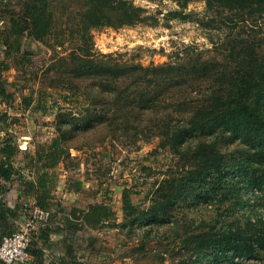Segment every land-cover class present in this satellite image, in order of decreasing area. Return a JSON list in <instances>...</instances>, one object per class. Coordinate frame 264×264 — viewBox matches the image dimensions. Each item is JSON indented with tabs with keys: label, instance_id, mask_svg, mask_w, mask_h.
I'll use <instances>...</instances> for the list:
<instances>
[{
	"label": "rangeland",
	"instance_id": "obj_1",
	"mask_svg": "<svg viewBox=\"0 0 264 264\" xmlns=\"http://www.w3.org/2000/svg\"><path fill=\"white\" fill-rule=\"evenodd\" d=\"M128 1L144 9L142 20L90 29L83 18L89 0H49L51 32L38 40L29 26L28 9L34 0H0V59L11 63L2 73L6 94L0 95V137L7 134L19 145L15 161L20 168L37 144L62 134L70 155L56 171L59 184L75 193H55L56 201L70 208L73 202L104 200L117 212L118 218L102 228L76 234L74 251L82 264H264V248L252 258L232 261L233 251L227 259L204 237L211 226L225 227L230 207V219L240 226L264 223V133L231 123L188 132L181 142L185 148L203 140L218 142L234 179L222 189L211 178L170 186L167 181L184 173L183 150L173 149L170 138L156 130L159 108L146 105L147 97L158 94V86L148 80L155 83L159 77L151 68L132 70L157 65L166 79L168 72L174 73L167 65L183 63L194 47L207 58L216 55L229 40L228 28L202 24L210 15L202 0L186 7L177 0ZM172 11L191 17L175 18ZM14 25L23 29L21 35H13ZM259 30L257 35L264 38V25ZM85 54L96 64L84 67ZM114 63L125 68L121 76L107 72ZM175 87L166 85L171 95ZM198 90L194 86L192 95ZM159 98L156 103L161 105ZM173 98L163 103L174 106ZM168 112L172 126L186 114ZM124 187L139 210L135 221L123 220ZM167 193L174 203L165 207ZM31 200L22 199L27 218L32 217ZM24 222L20 219L18 227ZM42 222L34 221L32 236ZM91 237L95 241L88 242Z\"/></svg>",
	"mask_w": 264,
	"mask_h": 264
},
{
	"label": "trees",
	"instance_id": "obj_2",
	"mask_svg": "<svg viewBox=\"0 0 264 264\" xmlns=\"http://www.w3.org/2000/svg\"><path fill=\"white\" fill-rule=\"evenodd\" d=\"M177 1L182 7H186L196 0ZM202 1L206 2L210 14L202 24L207 28L229 30L226 35L229 40L224 41L217 48L219 52L216 55L207 58L205 51L194 47L192 54L183 63L176 66L170 63L167 65L165 69L174 73L168 72L166 79L162 72H157L160 69L157 65L148 67L138 65L132 70L151 68L153 74L159 77L155 83L153 80H148L158 86V94L147 97L146 105L152 110L159 108L157 114L158 117L161 115V120L156 130L167 139L170 138L173 149L183 150L181 156L186 160L183 165L184 173L180 179L174 178L167 183L174 186L175 182L179 181L182 186H190L191 182L198 181L199 178H211L217 183V188L222 189L234 178L230 175L232 171L227 167L226 157L220 150L218 142L203 140L187 148L183 147L181 142L188 132L227 123H231L230 125L234 127L244 126L257 133H264V38L257 35L264 25V0ZM89 2L83 9V18L90 29L131 24L144 18V9L128 0H89ZM48 6L49 0H34L28 9L29 26L32 35L38 40H44L51 32L54 16ZM170 14L175 18L191 17L183 11H172ZM12 29L15 36L23 32V29L17 25ZM83 57L84 67L96 64L90 58V54H85ZM10 68V61L0 59V95L6 94V79L3 78L2 73ZM126 69L131 71V68ZM107 70L110 74L121 76L125 68L119 63H114L108 66ZM172 83H175L173 92L176 94L171 95L166 85ZM159 85L164 88L163 92ZM194 86L200 88L195 96L192 95ZM157 95L158 98L160 95L161 105L156 103ZM171 97L177 98L173 100L174 106H171L170 102L163 103ZM168 111H184L186 114L180 115L181 121H177L172 126V118ZM63 140L62 134H58L49 143L37 144L34 154H26L29 159L26 165L19 168L16 167L15 161L21 152L19 145L7 134L0 137V244L4 236L22 228V226L18 227V223L23 216V197H33L34 206L51 211L49 219L42 222L35 230V235H31V243L28 247L29 259L19 264H44L45 249L52 243L51 234L56 230L65 232L66 243L64 256L61 257L60 262L54 264H82L75 256L76 234L86 228L98 230L118 218L112 205L104 200L91 202L84 209L73 205L68 208L56 201L55 191L60 181L56 168L64 162L63 159L67 155H70V148ZM27 169L29 173L25 174L23 170ZM13 180L19 181L21 200L11 207L6 202L9 187H6L5 182L12 183ZM184 181L189 183H183ZM68 189L73 190L70 186ZM121 194L123 220H137L139 210L132 202L129 188L124 187ZM164 197L167 200L165 207L172 206L174 196L167 193ZM232 211L230 207L229 213L224 216L227 220L224 228L217 230L211 226V231L204 237H209V245L218 248L227 259L230 258L228 252L232 251L233 255L230 258L232 261L236 257L252 258L258 249L264 248V223L250 222L249 225L240 226L230 219ZM59 214L62 223L60 226L55 225ZM155 216L159 215L155 213ZM258 227L260 229L257 230ZM95 239L96 237H91L88 242H93ZM0 264H4L2 259Z\"/></svg>",
	"mask_w": 264,
	"mask_h": 264
},
{
	"label": "built area",
	"instance_id": "obj_3",
	"mask_svg": "<svg viewBox=\"0 0 264 264\" xmlns=\"http://www.w3.org/2000/svg\"><path fill=\"white\" fill-rule=\"evenodd\" d=\"M30 212L31 218H27L26 214L21 217L25 221V226L3 237L0 244V259L4 264H18L29 259L28 247L31 243V231L35 226L34 221L38 219L47 221L51 214L50 210H42L36 206H33Z\"/></svg>",
	"mask_w": 264,
	"mask_h": 264
},
{
	"label": "crops",
	"instance_id": "obj_4",
	"mask_svg": "<svg viewBox=\"0 0 264 264\" xmlns=\"http://www.w3.org/2000/svg\"><path fill=\"white\" fill-rule=\"evenodd\" d=\"M25 172V174L29 173V169L27 170H23ZM6 187H9V195L7 197V204L10 205L11 207H14L16 205L17 202H19L21 200V198H19V194H20V184L19 181L17 182V180H13L12 183H6ZM59 186L57 187L55 193L59 194L60 192L64 195L65 194H72L75 193L73 191H69V189L63 186H65V184H58ZM16 190V194L15 196L12 195V191ZM32 199L31 202L32 204L35 202V199L33 197H27ZM14 199V201H12ZM91 203V201L87 202L86 205H83L82 202L78 201L77 203H71L73 206L76 207H80V208H86L87 205ZM24 204V203H23ZM54 225V224H53ZM55 225H62V223L60 222V220L58 222H56ZM52 237V243L49 244L48 248L45 249L46 255H45V263L44 264H54V262H60V259L62 256H64L65 254V243L64 242V238H65V232L61 231L58 232V230H56L55 232H53L51 234ZM50 258V259H49ZM19 264V263H18Z\"/></svg>",
	"mask_w": 264,
	"mask_h": 264
}]
</instances>
